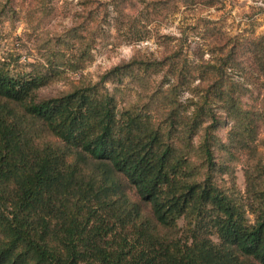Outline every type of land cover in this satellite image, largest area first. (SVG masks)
<instances>
[{
  "label": "trees",
  "instance_id": "1",
  "mask_svg": "<svg viewBox=\"0 0 264 264\" xmlns=\"http://www.w3.org/2000/svg\"><path fill=\"white\" fill-rule=\"evenodd\" d=\"M261 38L248 45L256 57ZM50 63L21 73L0 55V264H264V164L239 196L221 185L230 164L218 154L253 144L264 100L245 109L225 64L212 63L191 113L181 79L128 98L125 79L165 60L119 64L43 97L66 67ZM217 101L233 121L228 142Z\"/></svg>",
  "mask_w": 264,
  "mask_h": 264
},
{
  "label": "rangeland",
  "instance_id": "2",
  "mask_svg": "<svg viewBox=\"0 0 264 264\" xmlns=\"http://www.w3.org/2000/svg\"><path fill=\"white\" fill-rule=\"evenodd\" d=\"M257 38L264 48V0H0V55L16 72L44 69L54 61L64 67L66 62L63 76L40 89L43 97L96 82L119 64L165 60L162 70L145 73L137 68L142 80L125 79L128 98L145 100L149 86L163 83L166 88L181 79L179 97L191 113L212 81L205 66L225 64L223 71L234 82L243 107L260 109L264 49L263 56L256 57L248 48ZM229 54L237 63H225ZM70 61L77 69L68 67ZM213 106L226 120L219 135L228 142L233 121L221 101ZM254 127L249 148L233 142L237 147L218 152L220 160L230 164L220 183L239 196L247 193L246 172L264 164V123Z\"/></svg>",
  "mask_w": 264,
  "mask_h": 264
}]
</instances>
